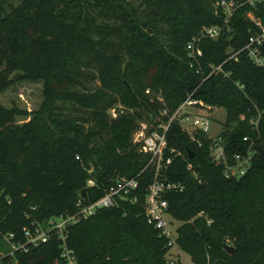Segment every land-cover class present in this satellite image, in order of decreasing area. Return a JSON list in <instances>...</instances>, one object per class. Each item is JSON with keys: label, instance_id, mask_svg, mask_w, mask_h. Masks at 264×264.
<instances>
[{"label": "trees", "instance_id": "1", "mask_svg": "<svg viewBox=\"0 0 264 264\" xmlns=\"http://www.w3.org/2000/svg\"><path fill=\"white\" fill-rule=\"evenodd\" d=\"M212 1L138 0L136 6L145 7L141 14L130 0H22L6 13L0 7V92L13 80L40 81L42 96L39 108L30 113L0 105V242L8 233L11 242H23V227L73 213L78 201L101 196L113 174L137 173L146 156L131 142V133L140 123L165 120L161 108H175L210 65L226 58L227 49L245 43L256 30L246 12L264 27L263 4L237 6L227 31L200 40L196 73L184 46L201 26L221 25ZM120 17L130 38L125 49L116 50L106 39L113 30L106 19ZM160 23L167 27L158 32ZM260 49L264 55V42ZM85 67L95 69L99 84L73 89L72 75ZM221 67L226 75L209 74L192 97L224 110L219 135L230 162L250 144L264 151V75L242 51ZM62 100L77 103L81 117L60 111L55 102ZM254 106L260 111L256 131L248 122ZM109 109L115 118L109 119ZM21 115L30 118L17 123ZM196 138L199 146L176 122L165 132L167 147L180 152L167 176L183 189L165 196L169 215L179 222L176 247L190 264H264V152L252 153L242 176L226 178L210 160V140ZM186 148L192 157L187 158ZM88 179L93 180L90 187ZM147 181L141 178L136 202L118 201L66 226L64 242L77 264H168L167 240L143 214ZM225 245L232 246V254ZM58 253L59 240L51 233L24 252L3 255L0 264H60Z\"/></svg>", "mask_w": 264, "mask_h": 264}, {"label": "built area", "instance_id": "2", "mask_svg": "<svg viewBox=\"0 0 264 264\" xmlns=\"http://www.w3.org/2000/svg\"><path fill=\"white\" fill-rule=\"evenodd\" d=\"M246 3L250 6L263 4L264 0H244L237 3L233 0H213L211 8L214 15H219L221 25L212 24L201 26L198 32L193 35L185 44V56L189 60V65H195V72L200 73L198 60L202 56L199 46L201 39H216L223 31L228 30V19L234 9ZM245 17L256 27V30L247 37L245 43L237 50L227 49L226 58L219 64L210 65L209 73L201 77L196 87L186 94L184 99L180 101L175 108L168 110L165 107L159 110L160 120L155 125L147 126L140 123L139 131L136 132L134 142L138 144L139 151L146 156L145 161L139 171L133 176H124L113 174L108 178V184L103 189V193L98 198L84 202L78 201L76 210L71 214L59 215L48 218L45 223L40 224L32 222L29 227L21 229L24 241L21 243H13L10 239L13 237L11 233L3 235L2 239L8 242L11 254L14 251H26L29 246H35L47 240L48 236L53 233L57 235L59 240L58 260L60 264H77L76 257L72 249L68 248L64 242V229L67 225L86 218L95 213L100 208L115 207L118 201H126L134 203L137 200L135 191L140 188L141 178H148L144 186L142 195V208L145 221L151 225L158 233L166 238L167 249L175 246V232H172V221L169 215L168 203L165 198L167 193L180 192L183 185L180 182L172 181L167 176V169L173 157L180 155L179 151L168 148L166 145L165 132L171 122H176L181 131H183L191 141L199 146L200 142L196 135L202 136L210 140L208 144V154L210 160L222 167V174L226 178H238L242 176L248 169L254 152L250 145L244 154H233L232 161H228L223 150V141L217 130L210 134L209 129L213 126V120L217 118V106L205 104L200 99L192 97L194 90L200 83L211 73H223L222 63L228 59H236L239 52H244L245 57L264 75V55L261 52V45L264 42V27L260 20L253 15L252 12H246ZM241 88V85L236 83ZM221 108V107H220ZM254 114L249 117L251 129L256 131L258 117L260 111L254 106ZM246 140L247 137H243ZM190 168V164L186 165ZM93 185V180H86V186ZM84 199V198H82ZM201 216L202 213H197ZM175 221V220H174ZM177 248V247H176Z\"/></svg>", "mask_w": 264, "mask_h": 264}, {"label": "rangeland", "instance_id": "3", "mask_svg": "<svg viewBox=\"0 0 264 264\" xmlns=\"http://www.w3.org/2000/svg\"><path fill=\"white\" fill-rule=\"evenodd\" d=\"M22 0H0V7L3 8L4 13L8 12L9 10L17 9L16 6L19 5V3ZM134 6L137 5L138 0H130ZM135 10L140 11L139 14H141L142 10L145 9V7H133ZM145 12H148L147 9ZM106 21L109 23V26L112 27V33L106 38L110 43L113 44L114 49L116 50H122L125 49L128 42L130 35L128 34V24L122 21V17L120 19L114 18V19H106ZM166 24L156 25V30L158 32H161L162 30L166 29ZM162 38L165 37L164 34L161 35ZM97 40H99V37L95 36ZM86 68V67H85ZM81 68L79 69V74L76 76L72 75L73 78H75V83H73V89L76 90H85V89H93L96 87L99 82L98 78H96L97 72L93 68ZM42 100L41 96V82L40 81H29V80H13L12 83L7 86L3 91L0 92V105L6 108H9L11 106H15L16 108L20 110H24L27 113H30L31 111H34L39 108L40 103ZM55 106L60 109L65 115L73 117L76 115V117H81V112L79 110V105L73 101L68 100H62V101H56ZM107 113L110 114L109 119L115 118L116 114L113 111V109L107 110ZM217 115V118H215L213 121V126L210 127L209 133L213 134L217 130H223V119H224V110L220 107L217 108V110L214 112ZM30 118V115H21L15 118L17 123L26 122ZM85 129H87V125L85 122L81 123ZM151 124L148 123V126ZM139 126L131 133V142L133 144H136L134 142V137L136 135V132L139 131ZM179 224L178 221H172V232H175L176 226ZM10 247L7 241L4 239L0 242V257L3 255H6L10 251ZM165 260L168 262V264H190L189 257L184 252H181L178 248L175 246L169 248L165 254Z\"/></svg>", "mask_w": 264, "mask_h": 264}, {"label": "water", "instance_id": "4", "mask_svg": "<svg viewBox=\"0 0 264 264\" xmlns=\"http://www.w3.org/2000/svg\"><path fill=\"white\" fill-rule=\"evenodd\" d=\"M252 149H253L254 152H256V153H258V154H262V153L264 152L263 149L259 148V147L256 146V145H253V146H252ZM185 152H186L187 158L192 157V155H193V151H192L191 149L186 148ZM194 182H195V184H196L198 187L201 186V183H199L197 179H194ZM81 191L84 192L85 189L83 188V189H81ZM224 248L228 251L229 254H232V246H227V245H225Z\"/></svg>", "mask_w": 264, "mask_h": 264}]
</instances>
